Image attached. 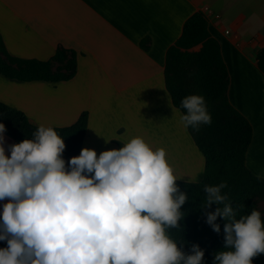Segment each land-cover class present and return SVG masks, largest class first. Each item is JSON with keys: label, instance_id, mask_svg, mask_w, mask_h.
I'll list each match as a JSON object with an SVG mask.
<instances>
[{"label": "crops", "instance_id": "obj_1", "mask_svg": "<svg viewBox=\"0 0 264 264\" xmlns=\"http://www.w3.org/2000/svg\"><path fill=\"white\" fill-rule=\"evenodd\" d=\"M203 7L211 9L208 31L227 69L228 101L252 129L245 165L264 179V81L257 68L264 0H0V38L9 56L51 61L52 72L60 50L75 62L74 76L64 82L0 76V102L35 126L67 127L86 113L81 148L99 155L140 136L164 149L176 181L198 183L204 159L171 104L163 71L184 22ZM3 135L8 155L17 142Z\"/></svg>", "mask_w": 264, "mask_h": 264}, {"label": "clouds", "instance_id": "obj_2", "mask_svg": "<svg viewBox=\"0 0 264 264\" xmlns=\"http://www.w3.org/2000/svg\"><path fill=\"white\" fill-rule=\"evenodd\" d=\"M180 108L185 129L211 123L202 95L183 97ZM5 131L0 123V264H203V249L193 244L185 254L169 231L179 227L189 197L163 148L134 136L99 155L81 148L66 167L53 127L37 126L8 155ZM226 187L204 186L202 207L217 205L205 222L219 233L215 221H225L224 249L213 264H252L264 254V219L255 208L237 218Z\"/></svg>", "mask_w": 264, "mask_h": 264}, {"label": "trees", "instance_id": "obj_3", "mask_svg": "<svg viewBox=\"0 0 264 264\" xmlns=\"http://www.w3.org/2000/svg\"><path fill=\"white\" fill-rule=\"evenodd\" d=\"M147 41L140 43L144 50ZM66 51L56 52L53 60L63 63L61 69L51 70V61L25 60L9 56L0 38V76L19 82L43 81L64 82L75 74L73 58H66ZM257 68L264 81V48L257 53ZM165 89L172 106L180 109L183 97L199 94L205 98L211 123L201 125L198 130L187 128L195 147L204 159L203 176L198 183L176 181L180 191L189 197L181 206L183 217L178 228L170 229L177 246L185 254H191V245L203 249V264H213L216 252L224 249L223 225L225 221L217 217L220 232L212 230L206 220V213L217 205L205 208V185L226 182V193L237 218L248 214L253 208V196L264 197V179L254 176L245 165L246 151L252 140V129L248 121L229 103L227 97L228 74L223 62L220 46L208 31L207 20L199 11L192 14L183 24L182 32L176 42L166 52L163 71ZM0 123L5 125V135L15 142L31 139L37 126L30 123L23 112L0 102ZM87 114L67 127L55 128L63 138L65 149L62 153L67 160L79 155L86 133ZM117 149L122 145L117 143ZM222 207V205H221ZM262 219L264 217L262 216ZM6 242H0L5 247ZM252 264H264V254L252 258Z\"/></svg>", "mask_w": 264, "mask_h": 264}, {"label": "rangeland", "instance_id": "obj_4", "mask_svg": "<svg viewBox=\"0 0 264 264\" xmlns=\"http://www.w3.org/2000/svg\"><path fill=\"white\" fill-rule=\"evenodd\" d=\"M67 59L68 58V54L65 55ZM63 63H61L60 65H58L57 69H61V73L65 74L64 69H63ZM250 201L253 203V206L255 209L260 210L262 216L264 217V197H259V196H253ZM2 242V241H0Z\"/></svg>", "mask_w": 264, "mask_h": 264}, {"label": "built area", "instance_id": "obj_5", "mask_svg": "<svg viewBox=\"0 0 264 264\" xmlns=\"http://www.w3.org/2000/svg\"><path fill=\"white\" fill-rule=\"evenodd\" d=\"M200 12L205 16V15H208L209 13H211V9L208 7H203ZM225 33L229 34L228 31H226Z\"/></svg>", "mask_w": 264, "mask_h": 264}]
</instances>
